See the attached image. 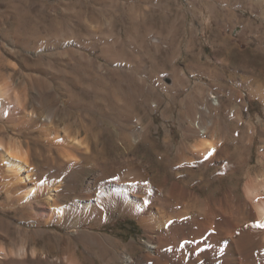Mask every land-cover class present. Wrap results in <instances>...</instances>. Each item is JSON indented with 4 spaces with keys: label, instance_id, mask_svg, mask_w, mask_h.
<instances>
[{
    "label": "rangeland",
    "instance_id": "374dc122",
    "mask_svg": "<svg viewBox=\"0 0 264 264\" xmlns=\"http://www.w3.org/2000/svg\"><path fill=\"white\" fill-rule=\"evenodd\" d=\"M263 13L264 0H0V87L10 100L17 91L29 111H51L63 131L64 112L75 124L94 119L102 132L98 149L109 139L100 178L126 179L133 160L164 171L181 142L180 129L170 127L174 120L193 116L197 102L211 97L226 103L227 88L245 84L242 72H264ZM247 100L253 116L264 113L258 100ZM133 113L150 130L134 148L125 129ZM77 127L71 136L84 138ZM5 133L0 141L28 148L26 131L7 127ZM69 176L79 190L95 171ZM67 216L46 227L64 242L46 247H78L85 264H112L133 242L145 247V228L119 207L99 225ZM24 226L0 188V234L15 237L14 243L0 237V245H19Z\"/></svg>",
    "mask_w": 264,
    "mask_h": 264
},
{
    "label": "bare ground",
    "instance_id": "6f19581e",
    "mask_svg": "<svg viewBox=\"0 0 264 264\" xmlns=\"http://www.w3.org/2000/svg\"><path fill=\"white\" fill-rule=\"evenodd\" d=\"M241 78L245 84L227 88L226 103L211 97L197 102L193 116L172 122L181 142L164 171L133 160L129 177L118 181L100 178L109 139L99 150L102 132L94 119L75 124L64 112L63 131L51 111H29L17 91L10 100L0 87V135L11 127L29 136L26 150L0 141V188L27 228L19 245H0V264H85L78 247H46L64 242L46 227L63 224L67 215L99 225L118 207L145 228L147 239L144 249L133 242L112 264H264V113L253 116L247 100L264 107V72L244 71ZM76 125L84 138L71 136ZM125 129L132 148L150 135L135 113ZM84 168L95 176L79 190L70 187L68 176ZM31 234L37 243H30ZM0 237L15 242L10 231Z\"/></svg>",
    "mask_w": 264,
    "mask_h": 264
},
{
    "label": "crops",
    "instance_id": "0c3cea01",
    "mask_svg": "<svg viewBox=\"0 0 264 264\" xmlns=\"http://www.w3.org/2000/svg\"><path fill=\"white\" fill-rule=\"evenodd\" d=\"M262 16H263V19H264V13L262 14Z\"/></svg>",
    "mask_w": 264,
    "mask_h": 264
},
{
    "label": "snow or ice",
    "instance_id": "6c2138e0",
    "mask_svg": "<svg viewBox=\"0 0 264 264\" xmlns=\"http://www.w3.org/2000/svg\"><path fill=\"white\" fill-rule=\"evenodd\" d=\"M262 227H264V225H262Z\"/></svg>",
    "mask_w": 264,
    "mask_h": 264
}]
</instances>
